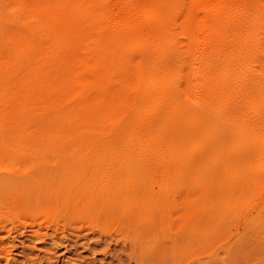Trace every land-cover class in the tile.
Here are the masks:
<instances>
[{
	"label": "bare ground",
	"instance_id": "bare-ground-1",
	"mask_svg": "<svg viewBox=\"0 0 264 264\" xmlns=\"http://www.w3.org/2000/svg\"><path fill=\"white\" fill-rule=\"evenodd\" d=\"M256 4L0 0V173L15 175L28 155L58 165L71 156L56 187L61 203L93 210L109 201L156 226L172 203L198 209L184 175L201 186L202 171L220 167L214 195L224 210L263 212Z\"/></svg>",
	"mask_w": 264,
	"mask_h": 264
},
{
	"label": "rangeland",
	"instance_id": "rangeland-1",
	"mask_svg": "<svg viewBox=\"0 0 264 264\" xmlns=\"http://www.w3.org/2000/svg\"><path fill=\"white\" fill-rule=\"evenodd\" d=\"M173 1L165 0L172 5L183 2ZM252 2L257 3V12L261 8L264 12V0ZM254 24L246 29L252 27V38L264 29ZM44 158L28 155L27 161L11 167L15 175L0 173V264H264V211L253 205L246 211L249 204L239 200L241 205L231 208V214V209L224 210L214 195L220 167L217 172L202 171L201 186L184 175L181 187L196 195L198 209L186 202L172 203V212L158 217L155 226L122 215L118 205L109 201L93 210L61 203L56 187L65 169L62 163L71 156L59 165ZM203 195H208L204 204Z\"/></svg>",
	"mask_w": 264,
	"mask_h": 264
}]
</instances>
